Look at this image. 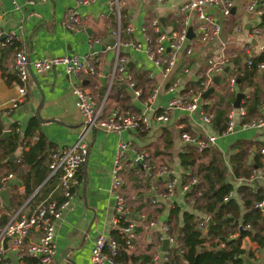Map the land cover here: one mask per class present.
<instances>
[{
    "label": "crops",
    "instance_id": "crops-1",
    "mask_svg": "<svg viewBox=\"0 0 264 264\" xmlns=\"http://www.w3.org/2000/svg\"><path fill=\"white\" fill-rule=\"evenodd\" d=\"M11 1L0 0V29L2 34L7 31H14L18 35V40L13 47H0V65L4 69L3 74L0 71V137H6L12 132L21 137L27 121L32 117L37 120L38 127L31 137L22 139L14 153L10 155V159L15 158L17 160L21 152L27 149L26 141L33 143L38 136L50 146H68L76 140L81 129V118L76 109L75 96L70 89V82H73L74 86L89 91L96 106L102 104V115L108 113L116 104L112 98L113 91L109 89L113 83L120 84V87L129 93V105L136 107L139 111L149 91L153 88H156L153 105L157 108L162 106L174 94L167 91L170 82L175 76L178 79L180 74L190 71L189 78L181 83L178 81L177 90H195L196 88L192 87V84L197 81L196 77L204 71L207 59L216 56L220 50H224L226 53H234L235 58H238L240 63L244 62L245 57L260 54L259 44L257 46L258 41L252 37V28L257 25L260 16L246 13L245 5L250 0H233V5L227 16H222L217 6L205 7V11L219 23L220 32L223 29L226 31L225 40L221 42L218 37L202 45H196L188 56L183 53L178 72L173 75L169 83L164 85L162 93H158L155 78L162 74V70L147 59L141 27L149 26L150 21L155 18L158 20L162 31L170 32L176 29L185 14L181 13L176 18L172 4L164 12L156 14L155 11L144 8L142 3L137 0H127L125 5L118 8L119 13L116 15L115 8L109 4L110 0H92L89 3L77 5L76 10L81 21L80 29L71 32L64 29L61 22L66 10L75 5L74 0H32V3H28V0H13L17 8L13 7ZM181 1L186 2L188 0ZM258 1L261 2L262 0ZM110 13H114V16H111ZM160 18L162 21H159ZM117 21H119L120 28L125 25L131 27L130 33L122 32L120 34L119 41L121 43L119 45L116 37L111 34V30L115 28ZM196 22L194 14L189 13L187 15V27H191L193 34L191 38L196 35ZM229 40L240 50H227L226 43ZM215 41L219 43L217 47ZM123 42L138 43L139 49H133L129 45H124ZM21 47L25 49L29 60L43 56L91 53L96 60L98 74L96 76L78 74L76 77H72L65 73L62 66H53L38 73L30 68L32 74L27 76L23 100L15 108H11L3 114L2 110L8 107V100L15 93V75L12 64L15 50ZM116 48L119 55L125 59L126 72L131 77L135 70L146 73L148 85L144 83L143 87H140L142 90L137 87L140 91L139 95L132 94L131 96L130 92L132 91L124 82L120 81L119 78L112 80L110 78ZM192 67L193 71H191ZM181 68H186L187 71L179 73ZM216 75L219 76V81L214 85L213 93L209 96H216L220 87L226 88L225 72ZM6 76H10L11 79L7 81ZM251 81L259 87L257 93L261 101L253 119L256 120L263 113L264 107V71L256 70V75L252 77ZM236 92L243 93L239 101V107H243L242 101L244 98L250 97L253 87L247 86L244 82H235L233 90L229 91L233 95V99ZM40 99L41 104L37 109ZM205 100L207 105L209 100L207 98ZM232 102L226 112L231 108L236 109L232 107ZM240 120L239 117L234 116L232 131L229 134L219 135L213 129L210 120L203 123L198 120L194 113L172 110L165 123L151 120L146 130L125 131L121 132L120 135L99 129L88 131L84 137L87 144L86 158L84 163L75 171L76 182L71 188L70 208L62 212L57 222L54 236L55 252L49 264H89V251L93 238L97 234H110L114 209L113 199L109 192V173L118 137L131 142L138 150L146 151L153 167L170 169L172 171L171 177L175 180L171 195L161 197L160 193L164 191L166 182L165 177L148 176L141 169V165L136 161L132 162V154L130 153L124 161L122 193L128 215L135 222L134 246L131 254L147 253L151 256L155 251H161L162 241L159 242L157 237L161 235L160 226L164 223L167 224L169 210L172 207H178V220H180L179 213L181 211L191 210V202L187 201L185 192L181 190L180 176L185 171L178 164V153L187 145H182L179 140L178 125H181L183 131L194 135H214V144L211 147L220 151L224 163L227 165L228 155L232 151L230 145L235 140L255 141L259 143L260 147L264 146V127L243 128L240 126ZM255 148L253 144L248 146L247 163L252 161L253 154L256 153ZM45 162L44 160V166L46 165ZM260 165L261 169L254 172L253 182L249 183L252 188H264V183L260 180V177L264 176L261 160ZM136 167L138 168L136 169ZM7 173L12 175L6 186L8 188V204L5 205L0 199V216L5 215L7 217L8 211L18 208L27 213L42 198L60 201L59 193L52 190L55 180L53 178L47 179V173L39 181L37 178L40 174L39 170L33 172L24 168L21 176L14 172H6L4 168L0 170V175ZM226 178L232 184L231 195L236 197L235 189L242 183V180L232 178L229 168ZM26 187L32 193L39 190L41 197L38 200L32 199V193L26 194ZM21 197V201L17 202V199ZM10 199L12 205L6 209ZM201 217L206 221L207 217L205 218L199 213L198 218ZM149 221H153L155 226H149ZM36 234V231L31 232L32 237H35ZM235 236L236 233H233L229 235V238ZM207 245L206 242L205 246ZM239 248L250 253L248 256L243 254V257L247 258L250 264L251 260L258 259V249L260 248L247 236L240 239ZM4 254L11 264H19L14 253L5 250ZM138 262L139 260L135 263L129 261L127 264H139ZM27 263H31V261L28 260Z\"/></svg>",
    "mask_w": 264,
    "mask_h": 264
},
{
    "label": "built area",
    "instance_id": "built-area-1",
    "mask_svg": "<svg viewBox=\"0 0 264 264\" xmlns=\"http://www.w3.org/2000/svg\"><path fill=\"white\" fill-rule=\"evenodd\" d=\"M92 0H74L75 5L66 10L61 25L64 29L76 32L80 29V18L77 5L86 4ZM127 0H110L109 4L115 8L118 15L119 7L125 5ZM164 2L167 0H157ZM14 8H17L15 1H11ZM32 3V0H28ZM233 0H188L180 7L181 13H184L180 25L170 32H164L160 29L159 22L153 18L149 26H142L141 32L144 41V51L147 59L156 67L162 70L165 75L172 71L176 53L182 49L185 55H190L196 45H202L219 37V23L205 11V7L217 6L222 16L230 13ZM245 11L253 16H260L264 12V0H250L245 5ZM194 14L196 17V35L193 38H187V15ZM111 30V34L116 37L119 45L120 34L130 33L131 27L128 25L120 28L119 21ZM252 37L259 41L258 50L264 56V31L257 25L252 28ZM18 40V35L14 31H7L2 34L0 29V47H13ZM96 41V40H93ZM133 49H139V44L135 42H123ZM234 53H226L220 50L214 57H210L206 61V67L201 75L196 77L198 88L195 90L187 89L178 91L177 76L170 82L167 91L174 94L160 107H154L153 100L156 95V88L150 90L146 96L142 107L137 115L118 112L111 109L108 113L102 115V104L96 106L92 94L70 82V89L75 96L76 109L81 118V129L76 140L68 145H54L50 148L49 161L47 163V179L53 178L55 184L53 191L59 194L60 201L54 199H39L30 209L24 213L21 208L8 211L5 223L0 227V264H11L4 254L8 250L16 256L19 264H49L54 252V236L55 228L61 214L64 210L70 208V200L72 197L71 188L75 184V171L80 167L86 158L87 144L85 135L92 129H99L104 132L115 133L120 135L121 132L133 130H146L150 121L154 120L158 123H165L172 110L194 113L199 121L207 123L210 116L206 113L204 105L205 98H201L200 94L211 83L212 76L222 74L223 68L228 66L225 72V86L232 91L235 85L234 77L230 73L235 72L236 68L232 61L235 58ZM95 58L93 54L83 55H61V56H43L29 60L23 47L16 49L12 70L15 75V93L8 100V107L2 110L5 114L9 109L15 108L19 102L23 100L25 94V82L28 76V67L34 72H42L53 66H62L67 75L76 77L78 74L96 76ZM248 63V61H247ZM256 70L264 71V60L256 64ZM181 72H186V68H181ZM230 71V73H229ZM110 78H119L133 92L139 95L140 91L135 88L134 82L130 74L126 72L125 59L119 55L118 49L115 50V57L110 73ZM110 80V81H111ZM237 112L232 108L226 112V125L219 135L229 134L234 126V116L243 119L245 117V109L243 107L236 108ZM240 120V121H241ZM178 136L182 145H189L196 151H201L206 147L214 144L215 136L205 134L203 136L194 135L183 131L178 125ZM243 128H262L264 127V107L263 113L256 119L251 121L240 122ZM261 158L262 168L264 170V146L258 150ZM128 153L132 154V162L140 161L141 169L150 177H165L166 182L164 191L160 193L161 197H168L172 193L175 180L171 177L172 171L168 168H155L149 162V155L146 151L138 150L131 142L118 137L114 150V155L110 167V187L109 192L113 199V224L110 234H97L93 240L89 251V264H127L126 261L119 260L121 252L130 255L134 246L135 222L129 217L126 202L122 193L123 186V165ZM11 174L0 175V191L7 186V181L11 178ZM198 182L196 177L181 186L183 192H188L190 185ZM33 192L31 196L34 194ZM227 197H223L226 200ZM264 199L256 202L255 207L262 208ZM149 226L154 227L153 221L148 222ZM36 231L35 237L31 236V232ZM160 233L157 237L161 242L167 240V245L163 251H155L151 255V262H160L168 260L170 251L176 255H181L184 251L182 244L178 241L175 234L170 231L168 224L160 226ZM229 238V235H228ZM4 240V247L2 240ZM223 246V242H220ZM264 260V251L260 257ZM28 260L31 263H27ZM239 264H246L244 261Z\"/></svg>",
    "mask_w": 264,
    "mask_h": 264
},
{
    "label": "trees",
    "instance_id": "trees-1",
    "mask_svg": "<svg viewBox=\"0 0 264 264\" xmlns=\"http://www.w3.org/2000/svg\"><path fill=\"white\" fill-rule=\"evenodd\" d=\"M257 27L264 31V12L259 17ZM263 60L264 56L259 54L245 57L243 63H240L238 58H234L232 61L236 71L230 74L234 77L235 82H244L247 86L253 87L250 97L244 98L242 101L246 116L241 122L253 120L257 114L258 106L261 104L257 93L259 87L251 79L256 75V64ZM0 71L3 74L4 69L1 65ZM132 73L135 88L138 87L142 90L140 87H143L144 83L148 85L145 72L135 70ZM10 79V76H6L7 81ZM113 84L109 89L113 91L112 98L116 104L111 109L123 114L137 115L138 109L128 103L129 93L125 92L120 84ZM192 85V87L198 88V81ZM207 99L209 103L204 105V109L210 116L213 129L220 133L226 125V110L230 107L233 95L226 88L220 87L216 96H209ZM37 127V120L32 117L27 121L21 137L14 132L6 137H0V170L4 168L6 172H14L18 176L22 175L24 168L33 172L39 170L38 181L46 175L52 146L44 142L40 136L33 143L26 141L27 149L21 152L17 160L10 159V155L14 153L22 139L31 137ZM252 144L256 147V153L253 154L252 161L247 163L248 146ZM258 145L259 143L255 141L235 140L230 145L232 151L228 155V166L224 163L220 151L211 146L207 150L202 149L199 152L192 146H184L178 153V164L185 171L180 176V183L181 185L186 184L193 177H196L198 182L190 185L189 191L185 193L187 201L191 202V210L181 211L179 213L180 220H178L179 209L177 206L172 207L167 220L170 231L175 234L184 248L183 253L176 255L170 251L168 260L160 262H151V256L147 253L127 255L121 252L118 259L122 261L128 259L131 263L139 260V264H189L196 257L197 264H239L244 261L243 254L246 256L250 254L239 248L240 239L243 236H247L264 251V205L262 208L254 206L256 202L264 199V188H252V185L249 184L251 181L253 182L254 172L261 169L258 153L260 145ZM44 160L46 161L45 166ZM228 168L232 178L242 180V183L235 189L236 197L230 193L232 184L226 178ZM25 192L26 194L32 193L27 187ZM39 192L38 190L31 198L38 200L41 197ZM223 197H227V199L223 200ZM21 199L22 197L17 199V202H20ZM10 205H12L11 199L6 209ZM199 213L205 218L210 217L211 224L206 232H203L206 221L203 217L198 218ZM5 221L6 216L1 215L0 226ZM233 233H236V236L228 238V235ZM206 242L207 246H205ZM220 242H223V246H220Z\"/></svg>",
    "mask_w": 264,
    "mask_h": 264
},
{
    "label": "rangeland",
    "instance_id": "rangeland-1",
    "mask_svg": "<svg viewBox=\"0 0 264 264\" xmlns=\"http://www.w3.org/2000/svg\"><path fill=\"white\" fill-rule=\"evenodd\" d=\"M137 1L142 3L144 8L151 9V10L155 11L156 14H160V13L164 12L166 10V8H169L170 4H172L173 9H174V15L176 18H178L180 16V14H181L180 7L182 6V4L184 2L181 0H167L164 2H160L157 0H137ZM214 43L216 44V47L219 45V43L217 41H215ZM258 44H259V41L257 43V46H258ZM226 49L227 50H235V51L240 50V48L236 47L235 44L231 40H229L226 43ZM182 54H183L182 49H180L176 53V57L174 59V65H173L171 72L165 74V76L160 74L159 77L155 78L158 93H162L164 85L169 83L172 80L173 75L178 72L179 62L182 58ZM191 71H193V67L191 68ZM179 73H181V71ZM189 77H190V71L188 73L180 74L177 80L181 83ZM263 86H264V84H263ZM235 112H237V109H235ZM260 180L264 183V176L260 177ZM258 250H259L258 251L259 257H258V259L251 260V264H264V260L260 259V256H262V254H263V250L262 249H258Z\"/></svg>",
    "mask_w": 264,
    "mask_h": 264
},
{
    "label": "water",
    "instance_id": "water-1",
    "mask_svg": "<svg viewBox=\"0 0 264 264\" xmlns=\"http://www.w3.org/2000/svg\"><path fill=\"white\" fill-rule=\"evenodd\" d=\"M110 15L111 16H114V13H110ZM159 21H162V19L160 18ZM192 35L193 34H192V31H191V27L188 26L187 29H186V36H187V38H190V37H192ZM225 36H226V31L223 29V30H221V32L219 34V39H220L221 42H223L225 40ZM227 70H228V66H225L223 68V71L226 72ZM31 74H32L31 69H30V67H28V75H31ZM218 81H219V76L218 75H214L212 77L211 84L204 91L201 92V94H200L201 98H207L210 94H212L213 93V90H214V85L217 84ZM132 94L133 93L130 92V95L131 96H132ZM242 96H243V93H241V92H236L235 93L234 99H233V102H232V107H234V108L239 107V101L242 98ZM40 104H41V99H40V101L38 103L37 109L39 108ZM206 148H208V147H206ZM136 162L140 165V161L139 160H137ZM0 199L2 200V202L5 205L8 204V201H7L8 200V188L7 187H5L4 189H2L0 191ZM210 224H211L210 217H207L206 218V224H205V227H204V232H206V230L209 228V225ZM4 240L5 239L2 240V246L3 247H4ZM166 245H167V240L166 239H163L162 240V243H161V246H160L161 251L164 250V248L166 247ZM244 262L246 264H250V261H248L247 258H244ZM189 264H197L196 257Z\"/></svg>",
    "mask_w": 264,
    "mask_h": 264
}]
</instances>
